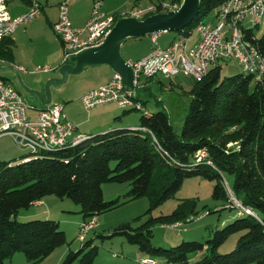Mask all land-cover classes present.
<instances>
[{"label":"trees","instance_id":"16d2710c","mask_svg":"<svg viewBox=\"0 0 264 264\" xmlns=\"http://www.w3.org/2000/svg\"><path fill=\"white\" fill-rule=\"evenodd\" d=\"M165 1L178 7L182 3L156 0L153 4L157 13H161ZM225 1L200 0L198 15L177 31L174 39L187 35ZM248 36L264 57V32L257 37L251 31ZM14 46L11 37L2 39L0 59L12 60ZM220 74L217 64L192 85L180 135L173 131L167 113L159 109L141 112L133 128L118 127L87 135L74 146L0 160V264H6L16 253L23 254L27 264H39L57 248L69 246L57 221L16 219L19 211L49 196L69 199L74 205L72 212L81 215V222L147 198L144 223L138 227L120 224L107 237H122L141 257L156 262L161 259L162 264H264V76L254 81L252 75L238 73L221 80ZM130 112L124 110L114 121ZM199 151L204 152L200 159ZM225 176L232 178L230 184ZM189 178L213 182V200L223 201L229 204L228 209H233L232 196L254 215L238 210L231 223L221 228L227 220L210 229V237L204 243L183 239L167 248L156 247L152 244L156 226L181 223L185 231H177L186 232L188 224L198 221L195 218L211 213L198 216L197 199L185 198L169 214L151 215L174 198ZM105 184L127 185L125 200H105ZM234 235L238 236L234 248L229 253L219 252ZM81 244L77 251L69 248L59 264H93L97 246L92 240Z\"/></svg>","mask_w":264,"mask_h":264},{"label":"built area","instance_id":"2783aa9c","mask_svg":"<svg viewBox=\"0 0 264 264\" xmlns=\"http://www.w3.org/2000/svg\"><path fill=\"white\" fill-rule=\"evenodd\" d=\"M24 1L27 9L12 16L8 5ZM69 0L58 5V17L52 30L63 47V61L77 53L97 47L104 42L113 28L116 18L101 11V0L93 3L91 16L87 24L74 28L69 18ZM177 5L161 4V13L175 11ZM264 12V0H227L213 11V20L199 22L187 35L178 36L167 47L157 45L156 35L152 36L153 48L150 53L137 61H128L132 72L131 85H125L119 74L113 73L105 84L90 89L79 98L85 110L113 104L122 110L148 111L136 99L135 90L143 82L161 75L173 79L179 74L192 76L196 80L203 78L208 70L221 61H234L242 74L252 75L254 81L264 76V57L249 39L248 33L259 25ZM41 13L39 0H0V41L11 37L22 26L27 25ZM158 14L154 4L144 9L133 10L129 17L142 20L147 16ZM25 71L22 67H14ZM50 67H37V72H47ZM31 107L21 94L7 81L0 78V138L11 137L14 142L30 152L58 149L74 146L86 138L76 134L75 126L63 113L60 104L50 105L37 111L36 119L29 117ZM204 152L197 153L198 159ZM239 212L254 215L230 197ZM201 217L195 218L199 220ZM193 220V219H192ZM97 218L80 222L78 239L84 241L86 235L96 227ZM171 230L185 231L181 223L162 226ZM138 264H157L150 257L137 259Z\"/></svg>","mask_w":264,"mask_h":264},{"label":"rangeland","instance_id":"374dc122","mask_svg":"<svg viewBox=\"0 0 264 264\" xmlns=\"http://www.w3.org/2000/svg\"><path fill=\"white\" fill-rule=\"evenodd\" d=\"M116 2L123 5L120 13L126 14L129 17L134 8L144 9L155 3L156 0H116ZM165 2L167 3V1ZM69 10L71 12V5L69 6ZM213 18L214 16L211 13L209 16L203 18V20L211 21ZM35 19H37V17ZM254 32L257 37H260L263 34L264 12L258 28L255 29ZM165 33L166 34H164L158 42V46L162 48L167 47L177 34L176 31ZM13 35L16 36L15 32ZM15 42L12 60L0 59V78H7L11 82V85L21 94L24 101L30 105L34 98L46 95L48 91L47 84H43L42 86L41 83V78H44L45 75L36 74V68L49 66H46L48 64L40 57V50H42V48L36 47L40 44V39L38 37L30 39L27 36H22L18 38V40L15 39ZM137 47L138 48H135L133 51V56H138L144 53L145 50L147 51L148 44L145 41L143 45L141 44ZM152 48L153 44H151V50ZM219 65L221 80L238 73L242 74L240 67L234 61H221L219 62ZM12 66L22 67L26 72H20L18 78L12 71L4 69ZM27 72L31 75H27ZM195 81L196 79L190 75L184 76L179 74L171 80L158 75V80L153 81L150 84V88L142 91V97L144 101H146V109L149 112L163 109L167 113L173 131L177 135H180L182 131L184 118L191 100L190 90ZM74 84L75 83L68 82L65 86H75V90L78 92L82 86L86 85L85 83ZM65 99L66 98H63L62 96H60V98L58 96L54 105L60 103V105L65 108L69 104L75 109L78 107V110L80 109L83 113L90 111L84 109L79 99L77 100L73 97L70 98L69 101H65ZM110 110L115 113V116L112 118L113 121L116 116H120L124 111L116 105H113ZM141 115L142 113L139 111H132L128 115L122 117L124 120L123 123H116V121H114L115 124L113 125H115V128H118L120 125H135L138 123ZM29 153V149L18 146L11 137L4 136L0 138V160L11 161L26 156ZM225 180L230 184L232 178L225 176ZM213 184V182L202 178L186 179L174 198L165 201L152 212L151 215L153 217L169 214L176 207L179 200L185 198L197 199L199 211L198 216L201 214L205 216V212L211 211L210 214L202 219L188 224L186 226V232L164 229L156 226L153 229L152 244L154 246L167 248L171 245L180 243L183 239L185 241L204 243L210 237V229H215L214 227L220 225L219 223L222 220L228 219L227 223L223 224L221 228L235 219L238 212L235 203H233V209H228L229 204L212 199L211 193ZM128 189L129 188L125 184H105L103 186V198L105 200L119 198L120 201H124V195ZM148 206L149 202L147 198H140L127 202L113 211L104 213L99 219H97L96 227L85 237V241L92 240L93 245L97 246V257L93 264H134V258L138 257V252L135 247L128 245L122 237L109 238L107 236L111 233L112 228L120 224L130 223L133 227H138L144 223L147 219L145 212L147 211ZM73 207L74 205L69 199H59L55 196H49L45 198L43 202H40L39 205L34 204L26 210L19 211L16 216V219L20 222H26L33 219L54 220L59 223L60 229L65 232L69 246L65 244L57 248L54 253L39 264H59L60 262H58L57 259L58 252L66 249L69 250V248L73 251H77L82 245L81 241L78 239V226L82 217L78 212H72L73 210L71 209ZM203 207L205 209H203ZM237 237V235L231 236L228 241L220 247L219 252L229 253L234 248ZM157 262L158 264H162L161 259H157ZM6 264L27 263L25 262L23 254L16 253L12 259L6 261Z\"/></svg>","mask_w":264,"mask_h":264},{"label":"crops","instance_id":"0c3cea01","mask_svg":"<svg viewBox=\"0 0 264 264\" xmlns=\"http://www.w3.org/2000/svg\"><path fill=\"white\" fill-rule=\"evenodd\" d=\"M62 1L64 0H39V3L41 5V13L37 16V19H33L27 25L19 27L15 31L16 36L14 35L11 36L14 43H16L15 39L18 40V38L22 36L25 37L27 36L30 39H34L38 37L40 39V44L36 47L42 48V50H40L41 51L40 57L44 59V61L48 64L46 66L52 68V70H49L47 72H37V71L35 72L38 75L39 74L45 75L44 78H41L42 86L47 82H51V84H49L50 103L49 105H44L40 102V100H38V98H34L29 105L31 107V109L29 110V117L32 120L36 119L38 110L43 109L50 105H54V103H56L55 101H57L58 99V96L59 98L60 96L66 98L65 101L66 100L69 101L70 98L72 97L78 100L80 96L85 92L89 91L90 89L97 88L98 86H101L106 82H108L114 73V68L105 63L86 64L83 66L80 72L76 74L68 73L67 78L63 83L56 81V80H60L61 78L58 68L64 63H66L63 61L62 44L52 30V25L56 22L58 17V5ZM94 1L95 0H69L68 6L71 5V12L69 10V18L74 28H81L87 24L91 16V11ZM122 7L123 5L118 4L116 0H105V1L101 0V11L105 14L116 16V21L128 17L126 14L120 13ZM26 9H27V5L24 1L12 2L8 5V10L12 16L19 15L23 13ZM133 10L136 9L134 8ZM164 34L166 33H160L156 35L157 45L159 39ZM152 36L153 35H146L138 38L135 37L126 38L122 43H120L117 51L119 59L115 58V60L117 61L115 64L116 68L118 70L127 73L126 64L128 61H137L146 57L151 51V44H153ZM145 41L148 44L147 51L145 50L144 53L138 56H133V51L135 50V48H138L137 46L141 44L143 45ZM100 52L102 57L108 56V52L105 51L104 47L100 49ZM98 58L99 57H97V59ZM20 72H26V70L18 71V73ZM26 74L31 75L28 72ZM1 79H4L9 84H11V82L7 78H1ZM155 80H158V75L144 81L143 86L134 91L136 99L139 100L145 108H146V103H145L146 101H144L142 97V91L150 88V84ZM68 82L75 83L74 85H76V83H85L86 85L82 86V88H80L77 92L75 90V86L72 85L65 86ZM112 106L113 104L104 105L92 109L90 111H87V113H83L80 109L78 110V107L75 109L68 104L65 108L63 106V113L66 114V117L75 126L76 134L87 136L115 128V125H113L115 124V122L112 120V118L115 116V113L112 110H110ZM119 122L123 123L124 120L121 119L116 123ZM121 126L133 128L134 126H136V124L129 126L120 125L119 127ZM40 202H43V200ZM40 202L34 204L39 205ZM227 220L228 219H225L222 220L221 222H225ZM81 221L82 220H80V222ZM67 252H68L67 249L58 252L59 253L57 256L58 262H61V260L67 254ZM137 256L138 257L134 258V264L136 258H139L143 255L138 253Z\"/></svg>","mask_w":264,"mask_h":264},{"label":"water","instance_id":"95a60500","mask_svg":"<svg viewBox=\"0 0 264 264\" xmlns=\"http://www.w3.org/2000/svg\"><path fill=\"white\" fill-rule=\"evenodd\" d=\"M199 1L200 0H182V3L177 10L153 14L142 20L125 17L116 21L103 44L97 47L85 49L68 58L66 63L58 68L61 78L56 81L63 83L67 78L68 73L76 74L80 72L86 64L105 63L114 68V73L120 75L125 85H131L132 72L128 63L126 64L127 73L118 70L115 65L117 62L115 58L119 59L117 52L119 44L126 38H138L146 35H158L160 33L170 31L177 32L182 30L187 27L198 15ZM102 47H104L105 51L108 52L107 57L101 56L100 49ZM97 57L99 58L97 59ZM4 69L12 71L19 78L20 75L13 66ZM46 84L48 90L47 94L39 96L38 99L42 104L49 105V84H51V82H47Z\"/></svg>","mask_w":264,"mask_h":264}]
</instances>
